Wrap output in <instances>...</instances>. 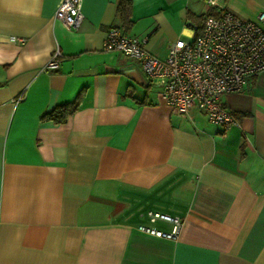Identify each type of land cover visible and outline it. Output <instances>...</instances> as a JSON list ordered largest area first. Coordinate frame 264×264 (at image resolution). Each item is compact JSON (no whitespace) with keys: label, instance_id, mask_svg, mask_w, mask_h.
I'll return each mask as SVG.
<instances>
[{"label":"crops","instance_id":"crops-1","mask_svg":"<svg viewBox=\"0 0 264 264\" xmlns=\"http://www.w3.org/2000/svg\"><path fill=\"white\" fill-rule=\"evenodd\" d=\"M61 0H0V264H264V70L221 96L227 129L192 107L172 111L161 80L102 49L111 26L163 58L206 0H81L77 29ZM253 19L264 0H218ZM217 9V8H216ZM202 25V24H201ZM196 27V26H193ZM60 52L55 70H42ZM75 101L64 121L42 120ZM182 219L178 238L146 217Z\"/></svg>","mask_w":264,"mask_h":264},{"label":"built area","instance_id":"built-area-1","mask_svg":"<svg viewBox=\"0 0 264 264\" xmlns=\"http://www.w3.org/2000/svg\"><path fill=\"white\" fill-rule=\"evenodd\" d=\"M206 3L217 8L219 14L207 16L192 39L170 43L163 58L146 50L145 39L126 34L121 26L106 30L102 49L138 61L146 77L159 78L157 93L172 111L186 114L197 107L210 123L227 129L237 122L224 107L221 96L241 90L249 78L264 70V11L247 19L218 0ZM54 18L69 29H77L82 20L81 0H61ZM59 57L56 49L42 70H55ZM146 217L150 222H168L170 229L145 224H139L138 229L159 237L178 238L183 224L180 217L158 210H148Z\"/></svg>","mask_w":264,"mask_h":264},{"label":"trees","instance_id":"trees-1","mask_svg":"<svg viewBox=\"0 0 264 264\" xmlns=\"http://www.w3.org/2000/svg\"><path fill=\"white\" fill-rule=\"evenodd\" d=\"M131 0H118L117 10L123 21L129 20L130 15ZM219 11L216 8L209 9L205 14H200L195 17L196 21H201L203 23L204 19L210 15H218ZM201 28L198 26L197 32ZM77 103L75 101H70L66 103H60L45 111L40 119L42 120H52L54 122H61L66 119V117L73 112L76 108Z\"/></svg>","mask_w":264,"mask_h":264},{"label":"rangeland","instance_id":"rangeland-1","mask_svg":"<svg viewBox=\"0 0 264 264\" xmlns=\"http://www.w3.org/2000/svg\"><path fill=\"white\" fill-rule=\"evenodd\" d=\"M201 25V21L197 20L196 21V24L193 25V26H196V27H193L191 25H187L185 27V30H186V33L183 35V37H186V39H192L193 36L197 33V29H198V26Z\"/></svg>","mask_w":264,"mask_h":264}]
</instances>
